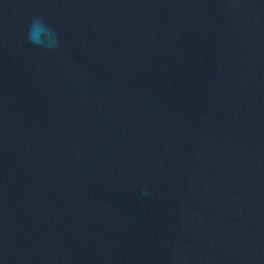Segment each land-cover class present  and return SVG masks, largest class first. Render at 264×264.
<instances>
[{
	"label": "water",
	"instance_id": "95a60500",
	"mask_svg": "<svg viewBox=\"0 0 264 264\" xmlns=\"http://www.w3.org/2000/svg\"><path fill=\"white\" fill-rule=\"evenodd\" d=\"M0 264H264V0H0Z\"/></svg>",
	"mask_w": 264,
	"mask_h": 264
},
{
	"label": "clouds",
	"instance_id": "9594fccd",
	"mask_svg": "<svg viewBox=\"0 0 264 264\" xmlns=\"http://www.w3.org/2000/svg\"><path fill=\"white\" fill-rule=\"evenodd\" d=\"M27 39L33 45L44 48L46 51L57 50L61 43L55 29L42 16L34 17L28 25Z\"/></svg>",
	"mask_w": 264,
	"mask_h": 264
}]
</instances>
